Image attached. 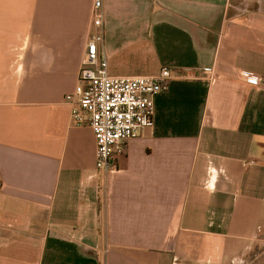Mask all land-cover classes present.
I'll use <instances>...</instances> for the list:
<instances>
[{
  "label": "crops",
  "instance_id": "0c3cea01",
  "mask_svg": "<svg viewBox=\"0 0 264 264\" xmlns=\"http://www.w3.org/2000/svg\"><path fill=\"white\" fill-rule=\"evenodd\" d=\"M0 0V264H263L264 0ZM172 81L120 171L65 100L95 34Z\"/></svg>",
  "mask_w": 264,
  "mask_h": 264
},
{
  "label": "built area",
  "instance_id": "2783aa9c",
  "mask_svg": "<svg viewBox=\"0 0 264 264\" xmlns=\"http://www.w3.org/2000/svg\"><path fill=\"white\" fill-rule=\"evenodd\" d=\"M102 0H96L94 23L102 27ZM102 33L95 34L87 44L79 82L66 96L72 120L77 126H89L97 143V170L106 176L120 171L119 161L128 154L130 141L154 127L155 99L182 74L164 68L155 77H117L110 74L109 61L102 55ZM245 80L264 87L256 75L244 73Z\"/></svg>",
  "mask_w": 264,
  "mask_h": 264
},
{
  "label": "rangeland",
  "instance_id": "374dc122",
  "mask_svg": "<svg viewBox=\"0 0 264 264\" xmlns=\"http://www.w3.org/2000/svg\"><path fill=\"white\" fill-rule=\"evenodd\" d=\"M263 252H264V247H263ZM263 264H264V259H263Z\"/></svg>",
  "mask_w": 264,
  "mask_h": 264
}]
</instances>
